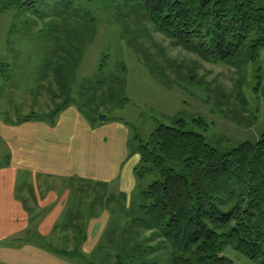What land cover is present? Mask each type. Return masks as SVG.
<instances>
[{"label":"trees","instance_id":"16d2710c","mask_svg":"<svg viewBox=\"0 0 264 264\" xmlns=\"http://www.w3.org/2000/svg\"><path fill=\"white\" fill-rule=\"evenodd\" d=\"M7 1L0 0V11H9L16 4L31 10L36 0ZM137 3L131 11L139 14L134 18L139 33L124 30L122 38L128 37L129 46L135 43L131 47L153 79L166 80V74L146 49H142L146 54L137 51L139 37L142 38L141 25L149 34L141 21L168 39L171 46L182 48L203 63L257 67L252 91L258 96L263 82L258 63L264 49V0H137ZM40 19L46 22L37 32L50 27L55 34L51 39L53 60L42 67L43 72L37 73H44V78L38 81L47 83L44 88L51 97L52 108L45 117L5 122L43 120L54 125L58 114L74 105L94 125L101 122L98 116L104 115L103 112L112 114L113 110H120L128 102L127 69L122 63L114 65V75H105L103 67L107 65L103 58L97 73L82 80L75 91V69L96 36V18L86 9L67 4L61 8L57 4L53 14H42ZM162 56L168 66L182 67ZM153 67H158L159 73ZM5 68L2 67L3 73ZM238 98L244 112L248 111L241 92ZM107 120L123 119L111 115L105 117ZM253 122L256 115L246 126ZM189 125L199 132L189 130ZM207 130L208 123L197 115L189 123L175 119L172 126L159 124L146 140L133 136L128 144L130 155L139 157L133 172L139 180L148 176L154 179L137 194L129 211L122 206L121 194L117 201L113 197L95 199L92 193H87V186L93 184L95 191L105 185L72 178L68 180L69 187L76 185L71 187L67 210L51 237L43 238L29 230L27 239L75 264H234L224 256L228 249L252 264H264V133L256 141L244 140L219 150L206 141L202 132ZM21 188L17 189V199L31 215L35 208L30 205L31 188ZM79 192L82 197L74 196ZM90 195L93 199L85 208L82 200L87 201ZM104 206L112 211L113 218L95 250L85 255L82 252L85 217H98L106 210ZM116 212L126 219L123 222L115 219ZM156 240L163 248L167 247L166 261L160 260L151 244Z\"/></svg>","mask_w":264,"mask_h":264},{"label":"rangeland","instance_id":"374dc122","mask_svg":"<svg viewBox=\"0 0 264 264\" xmlns=\"http://www.w3.org/2000/svg\"><path fill=\"white\" fill-rule=\"evenodd\" d=\"M57 4L61 8L67 4L86 9L97 21L96 36L87 46L75 69V91L82 80L90 79L97 73L98 65L103 58L107 65L103 67L105 75L115 74L116 63L125 65L127 69L125 95L128 102L120 110H113L112 114L103 112L104 115L101 116L121 117L123 120L117 121L125 123L130 139L137 136L146 140L159 124L172 126L175 119L189 123L197 115L202 116L208 123V130L202 132L206 141L219 150L233 147L244 140L256 141L260 134L264 133V49L260 51L258 63L261 66L263 82L257 96L252 91L256 83L254 72L257 67L203 63L182 48L171 46L168 39L154 31L147 22L141 21L145 23L149 34L139 24L142 38L139 37L137 51L143 52L142 49H146L148 54L154 56V62L157 61L163 66L161 68L165 70L166 80L159 74L162 82H157L140 63L135 50L132 49L131 46L135 43L129 39L131 42L129 46L128 37L122 38L124 30L131 29L130 31L139 33V29L135 26L136 21L134 22V18L136 19L139 14L137 11H131L137 7V0H36L31 10L16 4L9 11H0V118L2 121L15 122L31 116L45 117L52 108L53 102L44 88L47 83L38 81L39 78H44V73H37L53 60L54 43L51 39L55 34L49 30L50 27H46L40 33L37 29L46 22H40V15L53 14ZM130 19L132 23L129 22ZM143 54L146 52L144 51ZM162 54L182 67L168 66L164 63ZM2 67H6L4 73ZM153 68L159 73L158 67ZM239 92L247 102L248 111L244 112L242 109L238 98ZM254 115L256 122L246 126ZM187 128L199 132L193 126L189 125ZM128 151L129 157L133 156L130 155L129 146ZM2 159L0 158V165L4 162ZM134 177L136 184L129 194L117 193L113 185L106 184L104 188L95 191L93 184L87 186L89 189L87 193H92L95 199L99 196L104 197L103 200L113 197L116 201L121 194L122 206L129 211L137 194L154 179L153 176H148L139 180L135 174ZM63 182H52V185L57 189L64 185L71 193L73 191L71 187L76 184L69 187L68 180ZM21 187L22 184L19 186V191ZM76 195L81 196V193L74 194ZM93 197L90 195L86 198L87 201L83 198L85 208ZM104 208L106 210H102L99 216L103 212H108L110 221L113 218L112 211L105 206ZM90 209L93 211L92 208ZM114 218L122 222L126 219L120 212H116ZM90 219L88 216L85 217V227ZM109 221L100 233L99 242ZM151 244L155 247L160 260L166 261L167 247L163 248L159 240ZM224 256L231 259L234 264H252L231 249L225 251Z\"/></svg>","mask_w":264,"mask_h":264},{"label":"crops","instance_id":"0c3cea01","mask_svg":"<svg viewBox=\"0 0 264 264\" xmlns=\"http://www.w3.org/2000/svg\"><path fill=\"white\" fill-rule=\"evenodd\" d=\"M130 140L125 123L107 120L92 125L74 105L61 111L54 125L43 120L12 124L0 118L4 161L0 167V264H75L27 239V231L50 238L61 222L71 193L52 182L76 178L113 185L117 193L129 194L139 162L138 155L129 157ZM21 184L32 191L31 215L17 199ZM109 218L103 212L88 221L82 244L85 255L97 247Z\"/></svg>","mask_w":264,"mask_h":264},{"label":"water","instance_id":"95a60500","mask_svg":"<svg viewBox=\"0 0 264 264\" xmlns=\"http://www.w3.org/2000/svg\"><path fill=\"white\" fill-rule=\"evenodd\" d=\"M98 120H99V121H104V120H105V117H104V116H101V115H99V116H98Z\"/></svg>","mask_w":264,"mask_h":264}]
</instances>
